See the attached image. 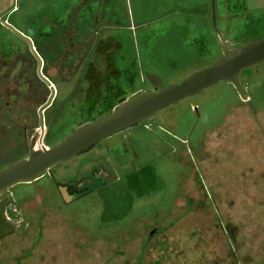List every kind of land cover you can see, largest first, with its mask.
Instances as JSON below:
<instances>
[{
    "label": "rangeland",
    "instance_id": "1",
    "mask_svg": "<svg viewBox=\"0 0 264 264\" xmlns=\"http://www.w3.org/2000/svg\"><path fill=\"white\" fill-rule=\"evenodd\" d=\"M213 1L215 12L202 18L158 6L159 20L137 26L129 12L122 14L128 27L107 31L115 43L111 68L137 79L134 87L123 81L126 92L162 88L209 66L222 55L221 35L232 48L239 30L249 31L241 45L264 37V0H247L238 10L247 12L246 19L233 13L242 0ZM10 29L0 30V74L20 73L29 47L36 70L39 59L24 30ZM65 51L66 58H82L69 54L68 46ZM74 67L48 65L57 88L53 110L59 109L47 139L51 146L111 113L123 96L107 78L99 87L72 80ZM32 81L31 95L22 87L4 98L16 107L0 122V169L27 153L23 143L28 138L31 144L40 128L39 111L51 89ZM240 83L242 90L220 81L133 126L131 139H105L42 179L0 192V264H264V63L245 69ZM99 158L118 163L119 181L91 201L48 204L59 177L80 174ZM153 227L157 235L150 239Z\"/></svg>",
    "mask_w": 264,
    "mask_h": 264
},
{
    "label": "water",
    "instance_id": "2",
    "mask_svg": "<svg viewBox=\"0 0 264 264\" xmlns=\"http://www.w3.org/2000/svg\"><path fill=\"white\" fill-rule=\"evenodd\" d=\"M5 24L14 29L8 22L5 21ZM25 39L29 41L32 51L40 61V75L50 83L49 78L41 72L43 60L32 38L25 36ZM223 43L224 53L209 66L194 71L181 82L170 83L162 88L144 90L132 98L121 99L111 113L80 124L64 139L52 146L37 145L43 130L41 128L29 147L28 157L12 161L0 169V192L19 183L36 180L52 167L72 161L76 156L88 151L103 140L141 121L154 119L160 110L177 104L187 97L196 96L220 81L232 82L242 90L240 76L243 71L264 63V37L250 40L234 49H230L226 42ZM55 95L56 89L53 86L48 101L40 109L41 112L53 102ZM62 191L64 196L70 199L66 189ZM155 232L156 229L150 231V239Z\"/></svg>",
    "mask_w": 264,
    "mask_h": 264
},
{
    "label": "crops",
    "instance_id": "3",
    "mask_svg": "<svg viewBox=\"0 0 264 264\" xmlns=\"http://www.w3.org/2000/svg\"><path fill=\"white\" fill-rule=\"evenodd\" d=\"M241 2L243 4L239 6H247V0ZM158 6H166L176 14L187 13L201 18L210 14L212 9L215 12L213 0H0V30L10 29L5 24L6 21L15 29L24 30V34L33 41L34 38L41 40L55 35L60 43V40H64L63 31L73 29L75 37L66 47L68 46L72 56L78 54L82 57L77 63H74L75 58L70 59V55L67 58V65L71 63L72 67L75 66L73 76L81 71L86 61L95 71V75L131 76L111 68L112 44L115 43L107 30L115 27L127 28V22H122L121 18L122 14L128 12L131 15L130 20L136 21L137 26L150 21L154 23L161 16L156 13ZM17 13L21 16H15ZM28 30L35 31L29 33ZM59 32L62 36L57 35ZM153 33L158 36V30ZM62 44L65 45V42ZM11 52V58L15 57L16 48L11 49ZM0 55L5 56L1 50ZM64 58L60 59L61 66ZM10 59L7 57V60ZM136 91L139 92V88L131 90L130 93Z\"/></svg>",
    "mask_w": 264,
    "mask_h": 264
},
{
    "label": "flooded vegetation",
    "instance_id": "4",
    "mask_svg": "<svg viewBox=\"0 0 264 264\" xmlns=\"http://www.w3.org/2000/svg\"><path fill=\"white\" fill-rule=\"evenodd\" d=\"M240 8L238 10H241V9H245L246 6H239ZM234 11L233 13L235 15H237L238 17H240V19H246L247 17V12L245 10H242V11ZM232 13V12H231ZM242 35L240 36H237L238 38H236L237 42L235 41L236 43V46H234L233 48L227 44L229 46L230 49H234L235 47L241 45V39L242 37L246 36L247 32L243 33L241 30H239ZM222 42H221V46H222V54L224 53V43L223 42H226L228 43L227 41L229 40L228 38V35L224 38L222 35ZM34 42V41H33ZM247 43V42H246ZM35 46V44H34ZM36 48V46H35ZM37 50V48H36ZM28 51L31 52L30 50V47L28 48ZM27 53L26 54V59L24 60V62L22 63V66L21 69H20V73L18 74H11L9 76H5V74H0V91L2 92H8V94H12L14 92V90H20L22 87H24V93L31 95V92L33 91V85L30 84L31 83V78L32 77H36V79H40L41 81H43L45 84L43 85L45 88L49 87L51 89V92H52V87H53V82L50 81V83L45 80L39 73V63L40 61L38 62V66L36 68V70H34V68H32V57H31V54ZM38 52V50H37ZM39 53V52H38ZM17 54V53H16ZM40 54V53H39ZM41 56V55H40ZM16 57V56H15ZM42 60H43V65H42V68H41V72L42 74L49 78L47 75H46V61L45 59L41 56ZM16 61V59H14ZM17 60H20L19 57H17ZM14 64H12V70L15 69V66ZM13 72V71H12ZM75 77V76H73ZM122 76H118V75H115V76H110V77H107L108 81L110 80L111 82H116L117 84H119V88H123L125 87V85H123V81H125L126 85L128 87H134L135 86V82H136V76H124L123 78H126L125 79H122V82H120V78ZM50 80V79H49ZM40 83V81H39ZM41 84V83H40ZM51 84V85H50ZM35 86V84H34ZM42 86V84H41ZM55 87V86H54ZM156 88H160V87H154V89ZM56 91H57V88H55ZM125 90V88H123ZM142 88L139 87V92H133V93H130L129 94H123V96H119V98L116 100V105L120 102L121 99L123 98H132L133 96L137 95L138 93H140ZM12 92V93H11ZM136 93V94H134ZM134 94V95H132ZM55 98H56V95H55ZM55 98L53 99V102L45 107L43 109V111H39V118H40V128L38 129V131L42 128V143L39 142V138H38V146H43V145H46V146H51L47 143V139H48V136L50 134V131L52 129V126L53 124L55 123L56 121V118L58 116V113H59V109L57 111H54L53 109V105H54V102H55ZM49 99V98H48ZM48 101V100H47ZM46 101V102H47ZM45 102V103H46ZM10 103V102H8ZM43 103V105L45 104ZM41 105V107L43 106ZM115 105V106H116ZM41 109V108H40ZM153 120V119H152ZM152 120H147V121H152ZM0 122H2L0 120ZM141 122H145V121H141ZM141 122L137 123L136 125L134 126H137L139 125ZM147 124H145L146 126ZM31 127L29 125V123L23 128V132H24V136L27 135V133L29 131H31ZM132 127L128 128V129H125L124 131H121L109 138H107L106 140L108 139H112L113 137L117 136V135H122V138L123 139H128L130 138L131 139V135H130V131H128L129 129H132ZM146 128L150 129L151 127L150 126H147ZM38 131L35 133V135L38 133ZM35 135L33 136V139L35 137ZM168 135H173L171 133H168ZM159 138L161 139V136H159ZM33 139H32V143H33ZM40 139V140H41ZM166 140V138H165ZM23 140H21L22 142ZM28 141V138L25 140V142L23 143L25 147H27V153L24 154V156L20 157L19 159L21 158H24V157H28L29 155V147L30 145L32 144H26V142ZM40 143V144H39ZM94 147V146H93ZM92 147V148H93ZM91 150V149H89ZM88 150V151H89ZM126 150H129L128 147L126 148ZM86 151V152H88ZM85 153V152H83ZM81 153V154H83ZM27 154V155H26ZM81 154H79L78 156H80ZM76 156L72 161L70 162H67V163H71L73 162L74 160H76V158L78 157ZM121 164V162H119ZM8 164V163H7ZM6 164V165H7ZM5 165V166H6ZM123 165V163L121 164ZM4 166V167H5ZM57 166V165H56ZM54 166V167H56ZM52 167L51 169L47 170L44 174H42L39 178H37L36 180L32 181V182H25V183H33L39 179H42L45 175H47L48 173H50V171L54 168ZM118 163L116 161H113L112 159L109 158V160H105V158H99V159H96V160H93L90 162V166L87 167V168H84L82 167L81 169H83L80 174H77L75 176H67V177H59L61 178V180H58L54 185H53V189H51V191L48 192V196L51 200L50 203H48L50 206L53 204L54 206H58V205H71L72 203H75L77 201H91L93 199V195L96 194V192H98L100 194L101 190L103 189H106L108 188L109 186H111L112 184L116 183L117 181H119V175H118ZM56 176V175H55ZM51 179H54V176H49ZM50 179V181H51ZM60 183V184H58ZM21 184V183H19ZM58 184V185H57ZM18 185V184H17ZM16 186V185H15ZM66 189L68 195L70 196V199H67L64 194H63V191L62 189ZM55 193L56 195H58L57 197H55ZM92 195V196H91ZM32 198V197H31ZM50 210V208L46 207L44 213H45V216H46V213L47 211ZM27 219V218H26ZM45 219V218H44ZM28 220V224H27V227L28 228H31V221L29 219ZM2 222V220H1ZM31 224V225H30ZM42 226H43V222H42ZM153 229H156L155 227H153L151 229V231ZM42 230V228H41ZM159 233V232H158ZM157 235V234H155Z\"/></svg>",
    "mask_w": 264,
    "mask_h": 264
},
{
    "label": "trees",
    "instance_id": "5",
    "mask_svg": "<svg viewBox=\"0 0 264 264\" xmlns=\"http://www.w3.org/2000/svg\"><path fill=\"white\" fill-rule=\"evenodd\" d=\"M63 33L64 34H62V35H64V40L63 41H61L60 40V43H58V38L54 35V36H49V37H46V38H44V39H35L34 38V43H35V46H36V48H37V50H38V52L41 54V56L45 59V61H46V70H47V72H48V65L50 64V63H57V65H60L61 66V64L59 63L60 62V59L62 58V57H65L67 54H66V51H65V48H64V46H66V45H68V44H70V43H72V41H73V38L75 37V34H74V31H73V29H65L64 31H63ZM58 36H62L61 35V32H59L58 34H57ZM61 38V37H60ZM59 38V39H60ZM62 42H65V45H63L62 44ZM73 45V44H72ZM75 46V45H74ZM29 52L30 51H28V54H29ZM30 54H31V52H30ZM63 55H65V56H63ZM69 56V55H68ZM31 57H32V59H34V57L32 56V54H31ZM35 61H36V59H34ZM87 63H85L84 64V66L82 67V69H81V71H79L78 72V74L77 75H75V77L72 79V80H74V79H76V78H78V81H79V83H81V82H90V84H91V82H94L95 84H96V87H99L100 85V83L101 82H99L102 78H107V77H104V76H101V75H95V71H93L92 70V68H90L88 65H89V63H88V61H86ZM33 63V62H32ZM69 62H68V60H67V58L65 57L64 58V64H68ZM76 63H77V61H76ZM61 67H63V64H62V66ZM47 72H46V75H47ZM96 74H97V72H96ZM50 75V74H49ZM49 75H47L48 77H50ZM31 80V83L30 84H32L33 86H34V83H33V81H32V78L30 79ZM38 81H40V83L42 84V85H44L45 83L43 82V81H41L39 78H38ZM103 81V80H102ZM108 83H109V81H108ZM107 83V84H108ZM89 84V85H90ZM111 85H112V87L114 88L115 86H117L118 84L116 83V82H111ZM59 86H62V84L60 83L59 84ZM120 87H122V86H120ZM49 88V87H48ZM47 88V89H48ZM124 88V87H123ZM123 88H119V89H117V90H121V92H123V94H128L129 93V91L128 92H126ZM88 90V91H87ZM86 91L87 92H89V93H92V91H98V88H96V89H91V88H89L88 89V87H87V89H86ZM95 92V93H96ZM120 92V93H121ZM116 94H118V93H116ZM8 95L9 94H7V92H2V91H0V120L3 122L6 118H7V116H6V114L8 115V116H10V109H15L14 108V106H15V104L14 103H11V100H10V104L8 103V102H4V98H5V96H7L8 97ZM119 95H121V94H119ZM98 101H101L100 99L98 100ZM115 102V101H114ZM116 104V103H115ZM5 107H8V110H7V112L6 111H4V109H5ZM16 107V106H15ZM12 115V114H11ZM9 118V117H8ZM219 223H220V221H219ZM154 236H156V235H154ZM149 244V243H148ZM225 260V259H224Z\"/></svg>",
    "mask_w": 264,
    "mask_h": 264
},
{
    "label": "bare ground",
    "instance_id": "6",
    "mask_svg": "<svg viewBox=\"0 0 264 264\" xmlns=\"http://www.w3.org/2000/svg\"><path fill=\"white\" fill-rule=\"evenodd\" d=\"M42 134V133H41ZM37 145H38V141H37Z\"/></svg>",
    "mask_w": 264,
    "mask_h": 264
}]
</instances>
